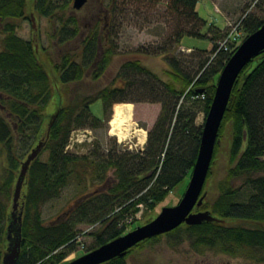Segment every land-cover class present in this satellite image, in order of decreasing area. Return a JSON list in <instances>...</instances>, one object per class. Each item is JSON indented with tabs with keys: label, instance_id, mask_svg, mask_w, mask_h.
Here are the masks:
<instances>
[{
	"label": "trees",
	"instance_id": "trees-1",
	"mask_svg": "<svg viewBox=\"0 0 264 264\" xmlns=\"http://www.w3.org/2000/svg\"><path fill=\"white\" fill-rule=\"evenodd\" d=\"M118 1L111 0L107 10L101 8L104 12L101 24L95 19L83 37L77 20L66 16L65 11L72 12L70 0L60 7L53 0H0V156L4 154L5 159L0 173V263L6 250L15 181L22 162L39 142L44 143L43 148L29 165L19 199L21 248L16 264H66L63 260L74 250L78 225L98 222L104 225L102 232L93 234L95 246L83 252L86 254L126 234L128 220L141 207L153 211L190 177L217 78L236 49L218 48L228 30L208 26L206 34L212 33L211 37L202 33L206 22L197 13L199 0H174L169 9L178 19V29L163 47H138L134 52L163 58L168 66V79L161 80L133 57L120 65L110 85L79 96L71 91L72 86L80 85L87 74L93 81L99 80L113 58L124 54L118 53V45L112 38L111 22L117 14ZM158 1L120 0V12L125 14L136 8L135 17L143 20L149 11L146 5ZM262 2L257 0L256 6ZM29 9L39 17L57 20L53 36L59 44L81 37L80 49L64 53L58 62L46 57L43 64L39 57L42 52L35 49V41L17 35L18 22L30 20ZM263 22L264 15L257 18L246 14L239 29L242 28L246 38ZM184 37L204 38L213 45L208 53L194 50L186 54L190 62H182L172 53ZM70 93L74 95L67 101L65 95L67 98ZM128 93L137 95V99H129ZM97 101L103 114L118 103L159 106L141 152L122 156L108 153L100 158L94 155V150L81 156L66 151L73 131L96 127L101 121L90 112V106ZM50 103L54 105L52 112L48 108ZM199 115L203 116V122L196 125ZM227 125L230 143L225 175L216 184V194L195 209L207 211L222 222L181 224L168 233L139 242L125 256L103 264H126L129 255L162 237L170 248L188 242L197 254L213 252L264 262V49L246 63L235 80L206 180L217 142ZM110 171L113 179L108 177ZM88 178L95 184L107 183L108 187L82 199L64 215V220L45 225L42 206L56 199L70 184L86 189ZM236 182L240 184L235 186Z\"/></svg>",
	"mask_w": 264,
	"mask_h": 264
},
{
	"label": "rangeland",
	"instance_id": "rangeland-1",
	"mask_svg": "<svg viewBox=\"0 0 264 264\" xmlns=\"http://www.w3.org/2000/svg\"><path fill=\"white\" fill-rule=\"evenodd\" d=\"M66 1L67 0H53V2L58 7L62 6ZM110 1L111 0H102L101 4V0H88L80 10H74L72 8V0H70L69 4L72 8V12L65 11V13L67 17L72 16L77 20L81 28L82 36L84 37L87 31L95 23V19L98 18V21L101 24L103 12L101 11V8H106L107 10ZM173 1L174 0H159L155 5H146L149 11L145 13L146 16H144L143 20H140L139 18L137 19L135 17L137 15L135 14L136 8H131L130 12L122 14L120 12L119 0L116 7L117 14L115 15V19H113L111 22V26H113L112 38L118 45V53L122 52L124 54L119 55L117 53L118 55L113 58L111 65L102 78L97 81H93L90 75L87 74L80 85H74L71 87V91L75 92L79 96H85L93 94L104 86L110 85L116 76L120 65L126 59L133 57L139 59L143 66H145L147 63L146 58H150L149 66L151 70H149L157 75V77H159L161 80H167L168 66L165 65L166 63L163 58H160V56L145 57L134 54V52L136 49H138V47H163L170 34H173L174 30L178 29V19H175L169 9L170 4H172ZM256 2L257 0H199L196 6L197 13L198 16L206 22V27L205 29L203 28L202 33L206 34V28L208 26L218 30H228L230 26H239L246 14L257 18L262 17L264 15V3L262 2L260 6L257 7ZM146 7L144 6L142 9ZM27 12L30 15V20H21L18 22L19 27L17 29V35L24 40L35 41V49L41 50L42 52L41 56L39 55V57L43 64H46V57L51 59L53 62H58L60 56L64 53H76L80 49V43L82 40L81 37L73 41H69L66 44H59L54 38L53 34L55 33V30L58 26L56 23L57 20L54 21L45 17H39L31 9L27 10ZM240 32L241 37L244 38V32L242 28L240 29ZM208 35L211 37L212 33H208ZM1 38L2 35H0V41ZM212 45L213 44L207 39H194L190 37L182 38L179 44V46L184 49L201 50L206 51L207 53L210 52ZM172 55H175L177 58L181 59L182 62H190L189 58L185 57L186 54L181 53L178 48L174 49ZM46 71L47 73L51 74L50 68L46 67ZM115 86H118V82L115 84ZM72 94L74 95V93ZM72 94L70 93L67 98L65 95V99H67V101L71 100L73 96ZM132 94L128 93V98L137 99V95L134 96ZM118 104H114L110 110H107L105 114H103L101 103L99 101L93 103L90 106V112L94 117L100 119L101 121L96 127H86V129H81L88 132L90 139L84 140L87 139L84 138L85 134H78L80 137H82L79 138L81 142L72 143L70 141L68 147H66V151L70 154L81 156L88 155L94 150V155L100 158L108 155V153H114L115 155L122 156L125 153L135 154L137 152H141L146 144L147 133L151 128H147L146 126L144 127L143 124L138 122V118L141 116L139 109L141 108L140 104L136 103V107L131 104L133 106V126L128 132L127 137L123 140H119L118 137L110 133L109 122L113 116V108ZM48 108L49 112H52L54 110V105L50 103ZM149 118H151V116H149ZM202 118V115H199L196 118V125L202 124ZM154 119H156L155 116H153V119L151 120V123L153 122L152 124L155 122ZM141 130L145 132L144 142ZM229 143L230 127L227 125L222 131V134L217 142L214 159L211 164L210 175L207 180L205 179L204 183H206V185H203L200 194V197L204 195L202 204L205 202V200L212 198L216 194V184L221 181L225 175V168L228 165ZM43 157L44 155H42V158ZM4 166L5 159L3 154L0 156V173ZM108 177L113 179L111 171L108 173ZM111 181L112 180L109 181V184ZM188 181L189 179L183 181L179 186L173 189L166 199L156 206L153 211L149 212L145 208L141 207V211L133 216L131 220H128V232L138 226H141L140 224H143L148 219L153 220L161 212L162 208L175 206L182 197ZM239 184L240 182L234 183L235 186H238ZM107 187V183L95 184L94 182H91L89 178L86 182V189H83V187H77L75 184L66 186L61 190L60 195L56 199L51 200L42 206L41 215L43 223L47 225L57 220H64L66 218L64 215L70 212L77 203H81L82 199L89 195L103 192ZM19 199L16 211L17 214H19ZM10 208L11 215L13 211L12 203ZM198 208H193L192 212H204L203 210L196 211L195 209ZM103 227L104 225H101L100 222L93 225H78L76 227L78 232L74 241V250L67 253L63 262L68 263L74 259H77L78 257L84 255L83 252L94 247L95 237L93 234L102 232ZM5 246L7 247V240ZM126 264H264V262L258 263L243 258H232L213 252L197 254L192 251L188 242H184L175 248H170L165 237H162L156 243L146 245V247L142 250H138L129 255L128 259L126 260Z\"/></svg>",
	"mask_w": 264,
	"mask_h": 264
},
{
	"label": "water",
	"instance_id": "water-1",
	"mask_svg": "<svg viewBox=\"0 0 264 264\" xmlns=\"http://www.w3.org/2000/svg\"><path fill=\"white\" fill-rule=\"evenodd\" d=\"M88 0H72V8L80 10ZM32 20V17H31ZM264 49V22L254 33L247 36L231 55L222 68L213 92L211 103L202 125L201 137L195 163L188 184L179 202L173 207H165L150 222L138 226L126 234L103 244L102 246L74 259L66 264H103L111 259L123 257L129 249L146 239L168 233L181 224L199 225L203 222H222L212 217L209 212H192L202 204L200 197L208 169L211 163L217 133L222 121L229 96L235 80L253 57ZM54 115L49 122L51 125ZM44 143L39 142L22 162L14 186L12 197L11 220L7 227V247L1 264H16L21 248V217L17 214L20 190L31 162L39 155Z\"/></svg>",
	"mask_w": 264,
	"mask_h": 264
},
{
	"label": "bare ground",
	"instance_id": "bare-ground-1",
	"mask_svg": "<svg viewBox=\"0 0 264 264\" xmlns=\"http://www.w3.org/2000/svg\"><path fill=\"white\" fill-rule=\"evenodd\" d=\"M132 108L131 104H118L113 108V116L110 125V133L123 140L127 137L128 132L133 126L132 123ZM143 142L145 139V132L141 130Z\"/></svg>",
	"mask_w": 264,
	"mask_h": 264
},
{
	"label": "built area",
	"instance_id": "built-area-1",
	"mask_svg": "<svg viewBox=\"0 0 264 264\" xmlns=\"http://www.w3.org/2000/svg\"><path fill=\"white\" fill-rule=\"evenodd\" d=\"M241 40H242V37H241V32H240L239 26L238 25H236V26H230L228 28L227 34L218 43V48L219 49H222L223 51H228V50H230L231 47L232 48L233 47L236 48L239 45V43L241 42ZM80 131H82V132H80ZM81 133H84L85 134V137L84 138H87V139H84V140H89L90 139V135L85 130H75V131H73L71 133V136L69 138L68 145H69L70 141L72 143L73 142L80 143L81 141L79 140V138H82V137H80L79 135Z\"/></svg>",
	"mask_w": 264,
	"mask_h": 264
},
{
	"label": "crops",
	"instance_id": "crops-1",
	"mask_svg": "<svg viewBox=\"0 0 264 264\" xmlns=\"http://www.w3.org/2000/svg\"><path fill=\"white\" fill-rule=\"evenodd\" d=\"M178 49L181 53H185V54H188V53H191L194 51L193 49H184L180 46L178 47ZM149 61H150V58H146L147 63L145 62L146 63L145 67H147L148 70L149 69L151 70V68L149 66ZM133 105H134V107L137 106V104H133ZM140 107L141 108H139V109H140V115L141 116H140V118H138V122L143 124L144 127L146 126L147 128H149V127L151 128V126L153 125L152 124L153 122L151 123V120L153 119V116H155V118L157 117V115L159 113V106L156 104H140ZM149 116H151V118H149ZM154 121H155V119H154Z\"/></svg>",
	"mask_w": 264,
	"mask_h": 264
}]
</instances>
